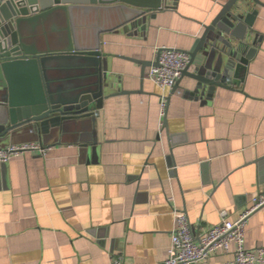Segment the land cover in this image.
<instances>
[{"label":"crops","instance_id":"crops-1","mask_svg":"<svg viewBox=\"0 0 264 264\" xmlns=\"http://www.w3.org/2000/svg\"><path fill=\"white\" fill-rule=\"evenodd\" d=\"M229 0H162L149 13L146 34L101 35L112 56V75L132 92L103 102L95 121V144L68 134L44 145L30 130L17 131L0 148L30 142L45 156L26 153L0 164V264H160L167 255L174 209L195 234L220 222H235L264 190V0H249L257 14L251 40L256 52L233 89L210 100L185 95L187 78L160 91L141 75L155 48L190 51L203 26ZM264 247V206L249 216L245 248ZM231 254L199 264H225Z\"/></svg>","mask_w":264,"mask_h":264},{"label":"water","instance_id":"water-1","mask_svg":"<svg viewBox=\"0 0 264 264\" xmlns=\"http://www.w3.org/2000/svg\"><path fill=\"white\" fill-rule=\"evenodd\" d=\"M248 2L229 0L203 26L172 90L187 78V97L210 100L217 89L243 82L262 39L251 40L257 12L246 11ZM161 7L162 0H0V144L26 129L44 145L68 134L83 146L95 144L88 131L103 102L132 93L112 75V56L101 51V35H145L155 17L149 12ZM120 58L139 64L142 78L157 66Z\"/></svg>","mask_w":264,"mask_h":264},{"label":"built area","instance_id":"built-area-1","mask_svg":"<svg viewBox=\"0 0 264 264\" xmlns=\"http://www.w3.org/2000/svg\"><path fill=\"white\" fill-rule=\"evenodd\" d=\"M157 66L147 69L146 78L160 91V114L164 116L166 91L173 89L189 63L187 52L173 48H155ZM48 147L39 142L9 145L0 148V164H7L12 158L26 153L45 156ZM264 206V190L251 201V205L237 221L227 220L226 212L220 213V222L203 234H195L186 217L174 209L170 245L165 259L160 264H199L211 256L231 254L225 264H264V247L256 250L245 248L246 221L251 214ZM111 264H126L122 255L111 256Z\"/></svg>","mask_w":264,"mask_h":264}]
</instances>
